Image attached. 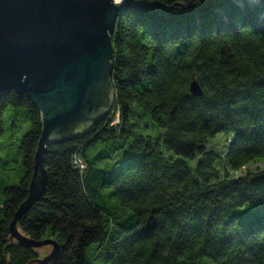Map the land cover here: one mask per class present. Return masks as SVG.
I'll use <instances>...</instances> for the list:
<instances>
[{
	"label": "trees",
	"instance_id": "1",
	"mask_svg": "<svg viewBox=\"0 0 264 264\" xmlns=\"http://www.w3.org/2000/svg\"><path fill=\"white\" fill-rule=\"evenodd\" d=\"M119 6L112 107L46 147L43 195L17 230L54 241L52 264H264V169L241 173L264 157V0ZM7 106L29 130L17 146L23 177H0V264H28L35 249L11 240L9 224L29 192L41 114L0 92V135ZM221 132L233 135L222 154L207 147Z\"/></svg>",
	"mask_w": 264,
	"mask_h": 264
},
{
	"label": "water",
	"instance_id": "2",
	"mask_svg": "<svg viewBox=\"0 0 264 264\" xmlns=\"http://www.w3.org/2000/svg\"><path fill=\"white\" fill-rule=\"evenodd\" d=\"M117 0H0V92L27 96L41 114V132L26 199L9 224V238L25 247H59L17 230L21 216L44 191V155L49 144L73 141L103 119L114 101L111 37L120 10ZM193 96H200L196 81Z\"/></svg>",
	"mask_w": 264,
	"mask_h": 264
},
{
	"label": "rangeland",
	"instance_id": "3",
	"mask_svg": "<svg viewBox=\"0 0 264 264\" xmlns=\"http://www.w3.org/2000/svg\"><path fill=\"white\" fill-rule=\"evenodd\" d=\"M2 128L3 132L0 135V177L7 186L16 185L23 177V168L21 164L22 154L17 149L22 136L29 130V123L24 116L22 108L7 106L2 111ZM152 128V127H151ZM158 129L143 130L142 134H157ZM233 135L230 133H217L208 141L207 147H212L217 153H224L227 149V144ZM14 141V144L12 142ZM11 145V146H10ZM259 162L250 164L243 168V174L247 168H263L264 157L258 159ZM5 173V174H4ZM91 247H93L91 245ZM51 251L50 246L36 248L37 259H42ZM35 264V263H34ZM200 264H214L208 259H204Z\"/></svg>",
	"mask_w": 264,
	"mask_h": 264
},
{
	"label": "built area",
	"instance_id": "4",
	"mask_svg": "<svg viewBox=\"0 0 264 264\" xmlns=\"http://www.w3.org/2000/svg\"><path fill=\"white\" fill-rule=\"evenodd\" d=\"M121 2V1H120ZM118 116V115H117ZM81 168H84V166L83 165H81Z\"/></svg>",
	"mask_w": 264,
	"mask_h": 264
},
{
	"label": "snow or ice",
	"instance_id": "5",
	"mask_svg": "<svg viewBox=\"0 0 264 264\" xmlns=\"http://www.w3.org/2000/svg\"><path fill=\"white\" fill-rule=\"evenodd\" d=\"M117 2L119 3V0H117Z\"/></svg>",
	"mask_w": 264,
	"mask_h": 264
}]
</instances>
